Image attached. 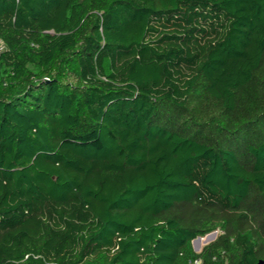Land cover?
I'll list each match as a JSON object with an SVG mask.
<instances>
[{"label": "trees", "instance_id": "trees-1", "mask_svg": "<svg viewBox=\"0 0 264 264\" xmlns=\"http://www.w3.org/2000/svg\"><path fill=\"white\" fill-rule=\"evenodd\" d=\"M197 259L264 264V0H0V264Z\"/></svg>", "mask_w": 264, "mask_h": 264}, {"label": "water", "instance_id": "water-1", "mask_svg": "<svg viewBox=\"0 0 264 264\" xmlns=\"http://www.w3.org/2000/svg\"><path fill=\"white\" fill-rule=\"evenodd\" d=\"M217 233H218V231H213V232L208 233L207 236L210 235V234H214V237L211 239V241H212V240L216 239V237H217ZM201 238H202V236H198V237H196V238L193 240V246H194V249H195L196 251H200L201 246L196 247L195 244H194V242H195L196 240H198V239H201ZM211 241H210V242H211ZM258 264H262V261H260Z\"/></svg>", "mask_w": 264, "mask_h": 264}, {"label": "bare ground", "instance_id": "bare-ground-1", "mask_svg": "<svg viewBox=\"0 0 264 264\" xmlns=\"http://www.w3.org/2000/svg\"><path fill=\"white\" fill-rule=\"evenodd\" d=\"M214 237V234H210V235H208V237L205 239V243H208L209 241H211V239ZM204 238L202 237L201 239H198V240H196V243H195V245H196V247H198V244H199V240H203Z\"/></svg>", "mask_w": 264, "mask_h": 264}, {"label": "rangeland", "instance_id": "rangeland-1", "mask_svg": "<svg viewBox=\"0 0 264 264\" xmlns=\"http://www.w3.org/2000/svg\"><path fill=\"white\" fill-rule=\"evenodd\" d=\"M216 231H218V230H216ZM218 234H219V231H218V233H217V236H218ZM207 237H208V236L205 235V236H203V238H204L203 240H199V244H198V246H201V249L207 244V243H205V239H206ZM209 242H210V241H209ZM209 242H208V243H209ZM195 243H196V241H195ZM195 243H194V244H195ZM195 246H196V245H195ZM201 249H200V250H201Z\"/></svg>", "mask_w": 264, "mask_h": 264}, {"label": "built area", "instance_id": "built-area-1", "mask_svg": "<svg viewBox=\"0 0 264 264\" xmlns=\"http://www.w3.org/2000/svg\"><path fill=\"white\" fill-rule=\"evenodd\" d=\"M194 264H201V259L195 260Z\"/></svg>", "mask_w": 264, "mask_h": 264}]
</instances>
